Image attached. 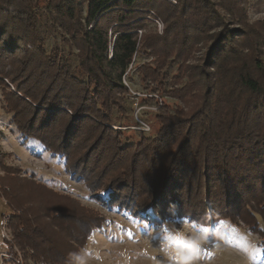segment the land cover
<instances>
[{
    "label": "trees",
    "instance_id": "obj_1",
    "mask_svg": "<svg viewBox=\"0 0 264 264\" xmlns=\"http://www.w3.org/2000/svg\"><path fill=\"white\" fill-rule=\"evenodd\" d=\"M262 1L0 0L10 124L103 208L150 225L228 222L258 235L264 255V20L249 17ZM135 75L163 104L139 137L127 132L139 127L127 113ZM5 158L22 264H78L106 217Z\"/></svg>",
    "mask_w": 264,
    "mask_h": 264
},
{
    "label": "rangeland",
    "instance_id": "obj_2",
    "mask_svg": "<svg viewBox=\"0 0 264 264\" xmlns=\"http://www.w3.org/2000/svg\"><path fill=\"white\" fill-rule=\"evenodd\" d=\"M249 17L252 22L264 20V1L259 5L250 4ZM156 26L162 34L164 25ZM54 42L53 38L48 40V50ZM193 57L196 60L200 53H195ZM134 77L133 84L128 81L127 113L139 127L128 128L127 132L128 135L134 132L139 137L141 133L148 135L157 129L154 115L163 104L159 96L147 94L140 86L139 78ZM150 98L156 101L151 104L142 102ZM167 100L170 105L176 103L175 100ZM140 122L146 124L149 130L142 131ZM0 151L6 157V163L20 168L24 176H33L38 182L61 194L71 195L106 217L104 227L93 233L81 252L78 264H264L261 239L245 227L235 228L224 222L202 229L187 220L150 225L96 204L86 187L66 173L62 159L53 157L38 142L30 140L25 143L20 138L5 112L1 90ZM0 176H3L1 172ZM2 189L0 185V264L4 261L5 264H22L23 254L15 247L12 231L8 227L14 210L8 204L7 196L2 194ZM11 245L17 252L15 257L9 256Z\"/></svg>",
    "mask_w": 264,
    "mask_h": 264
},
{
    "label": "built area",
    "instance_id": "obj_3",
    "mask_svg": "<svg viewBox=\"0 0 264 264\" xmlns=\"http://www.w3.org/2000/svg\"><path fill=\"white\" fill-rule=\"evenodd\" d=\"M155 23L158 25V26H161V22L160 21H157V20H155ZM161 28V27H160ZM140 124H141V126H142V131H148L149 130V127L146 125V124H144V123H142V122H140ZM9 219V218H8ZM7 219V220H8ZM5 226H6V222L4 221V228H5ZM7 257V256H6ZM5 257V258H6Z\"/></svg>",
    "mask_w": 264,
    "mask_h": 264
},
{
    "label": "clouds",
    "instance_id": "obj_4",
    "mask_svg": "<svg viewBox=\"0 0 264 264\" xmlns=\"http://www.w3.org/2000/svg\"><path fill=\"white\" fill-rule=\"evenodd\" d=\"M74 256L76 255V254H73Z\"/></svg>",
    "mask_w": 264,
    "mask_h": 264
}]
</instances>
